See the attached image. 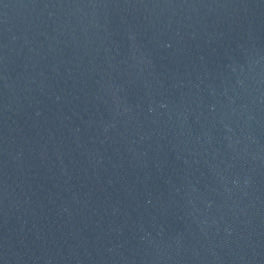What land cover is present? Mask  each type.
Segmentation results:
<instances>
[{
	"label": "water",
	"instance_id": "95a60500",
	"mask_svg": "<svg viewBox=\"0 0 264 264\" xmlns=\"http://www.w3.org/2000/svg\"><path fill=\"white\" fill-rule=\"evenodd\" d=\"M0 264H264V0H0Z\"/></svg>",
	"mask_w": 264,
	"mask_h": 264
}]
</instances>
